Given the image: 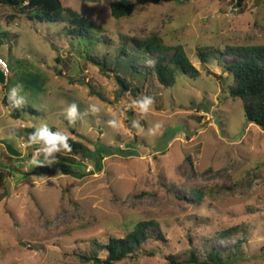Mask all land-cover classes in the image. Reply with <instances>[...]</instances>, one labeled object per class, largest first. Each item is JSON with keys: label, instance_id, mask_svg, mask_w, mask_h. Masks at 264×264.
Returning <instances> with one entry per match:
<instances>
[{"label": "rangeland", "instance_id": "rangeland-1", "mask_svg": "<svg viewBox=\"0 0 264 264\" xmlns=\"http://www.w3.org/2000/svg\"><path fill=\"white\" fill-rule=\"evenodd\" d=\"M114 1L64 0L91 22L88 37L0 4V58L10 72L0 83V264H92L78 255L104 258L96 244L140 221L154 222L152 238L117 264H173L169 256L182 262L194 248L236 245L242 257L231 264H264V132L229 97L223 69L235 60L225 47L264 44V0H129L133 13L121 19L111 16ZM152 34L181 46L199 77L175 70V84L162 86L151 70L158 54L137 62L140 73L116 65L121 48L136 51L131 38ZM16 84L37 115L10 117L4 98ZM142 95L155 101L146 113L131 106ZM73 103L74 125L65 119ZM44 123L84 145L78 175L29 174L40 145L26 144L24 128ZM98 145L107 148L100 156ZM236 225L244 230L215 238Z\"/></svg>", "mask_w": 264, "mask_h": 264}, {"label": "trees", "instance_id": "trees-1", "mask_svg": "<svg viewBox=\"0 0 264 264\" xmlns=\"http://www.w3.org/2000/svg\"><path fill=\"white\" fill-rule=\"evenodd\" d=\"M0 4L19 9L25 12V15L34 12L36 18L40 21L51 23L68 22L66 27L68 34L88 37L89 29L92 26L91 22L84 16H80L75 10L64 5V0H28L26 4L22 0H0ZM242 5V0H238V6ZM110 13L115 19H121L131 16L133 13V5L129 0H118L110 3ZM26 15V16H27ZM28 18H31L28 16ZM132 44L136 51L128 52L124 47L120 49L117 56V64L125 67L131 74L140 73L135 65L142 59H147L149 54H158L155 60L152 72L155 74L157 81L164 87H172L175 84V70L189 79H196L200 72L192 65L183 48L177 46H167L157 34H152L144 38H131ZM173 52V55L168 57L167 53ZM224 54L235 57V60L229 64L223 65L225 73L229 76L231 82L228 85V94L232 99H237L241 102L244 116L249 124L257 126L264 132V44L263 45H246V46H227L224 49ZM208 53L201 54V60L206 62ZM92 61L95 59L90 57ZM122 58V59H121ZM124 60V61H123ZM98 61V60H97ZM100 64V63H99ZM103 68L115 72L114 68L107 67V61H101ZM115 78L120 87L129 89L134 94L136 88H129L128 80L121 76L115 75ZM4 104L8 107L10 117L15 120L24 119L22 112H29L37 115L38 113L27 106L12 109L9 107V101L4 98ZM53 131H57L54 127H50ZM36 129L34 127H25V138L28 140L29 135ZM172 130H168L167 132ZM166 132V133H167ZM69 142L72 145V151H61L56 154V162L48 164L44 155L41 154L40 159L35 163L33 169L29 172L30 175L36 177H48L61 174L65 176H76L78 172L74 169L77 163V156L85 152L84 145L69 137ZM107 148L103 145H98L94 154L100 156L102 151ZM115 152L129 154L119 149H114ZM192 196L200 197L198 190L191 191ZM153 221H140L134 228L124 237H110L106 244L98 245L106 256L100 258L97 251H93L89 255H78L82 263L92 264H117L126 258L135 255L138 248L151 239L149 227L153 226ZM244 230L241 226L236 225L224 229L216 234V239L232 238ZM161 239V235L158 237ZM99 250V249H98ZM151 256L153 253H144ZM203 257V258H202ZM240 246L236 245L230 252L224 253L216 250H199L191 249L189 257L185 261L179 262L174 256H169L168 259L173 264H231L241 259Z\"/></svg>", "mask_w": 264, "mask_h": 264}, {"label": "clouds", "instance_id": "clouds-1", "mask_svg": "<svg viewBox=\"0 0 264 264\" xmlns=\"http://www.w3.org/2000/svg\"><path fill=\"white\" fill-rule=\"evenodd\" d=\"M0 64H5V61L0 60ZM23 93L22 84H16L10 87L6 92L7 100L9 101V107L12 109L20 108L26 102ZM154 98L148 95H142L139 99H134L131 106L137 107L141 112H148L154 105ZM93 110L96 109L93 107ZM65 119L69 124H75L79 117L78 106L73 103L67 107L65 110ZM63 123V121H61ZM159 127V125H157ZM71 133H66L60 130L53 131L47 123L41 124L32 132L28 140L27 145L38 144L40 145L38 151L44 155L48 164L56 162V154L61 151H72V145L69 142V137ZM33 163H39L38 161H33ZM91 167V165H89Z\"/></svg>", "mask_w": 264, "mask_h": 264}, {"label": "built area", "instance_id": "built-area-1", "mask_svg": "<svg viewBox=\"0 0 264 264\" xmlns=\"http://www.w3.org/2000/svg\"><path fill=\"white\" fill-rule=\"evenodd\" d=\"M0 60L5 61L3 58H0ZM0 71L4 74L5 77H7L9 75L10 72H9V66H8L7 62H6V65L5 64H0ZM35 154H37V156H40L42 153H40L37 150V151H35Z\"/></svg>", "mask_w": 264, "mask_h": 264}, {"label": "water", "instance_id": "water-1", "mask_svg": "<svg viewBox=\"0 0 264 264\" xmlns=\"http://www.w3.org/2000/svg\"><path fill=\"white\" fill-rule=\"evenodd\" d=\"M0 83L4 84L5 83V76L4 74L0 71Z\"/></svg>", "mask_w": 264, "mask_h": 264}]
</instances>
